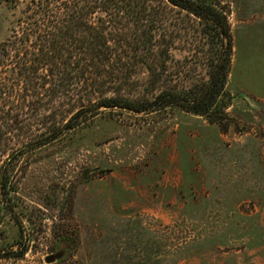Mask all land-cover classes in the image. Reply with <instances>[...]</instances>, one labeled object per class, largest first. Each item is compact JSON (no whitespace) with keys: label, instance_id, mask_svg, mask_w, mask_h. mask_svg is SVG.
<instances>
[{"label":"rangeland","instance_id":"obj_1","mask_svg":"<svg viewBox=\"0 0 264 264\" xmlns=\"http://www.w3.org/2000/svg\"><path fill=\"white\" fill-rule=\"evenodd\" d=\"M222 2L225 127L175 107H112L32 145L49 110L1 94L0 264H264V0ZM21 8L0 0V42ZM170 15L165 77L205 80L214 44L193 16ZM143 76L126 96H150Z\"/></svg>","mask_w":264,"mask_h":264},{"label":"trees","instance_id":"obj_2","mask_svg":"<svg viewBox=\"0 0 264 264\" xmlns=\"http://www.w3.org/2000/svg\"><path fill=\"white\" fill-rule=\"evenodd\" d=\"M2 1L12 8L22 3L23 8L0 42V65L12 84H0V97L11 90L14 106L49 110L48 133L29 144L48 143L112 107L135 112L175 107L225 127L230 95L224 83L232 41L222 0ZM175 8L197 19L215 48L207 78L190 86L176 87L165 77L170 55L163 37ZM138 73H144L149 97L124 93L135 85ZM20 82L22 86L13 87Z\"/></svg>","mask_w":264,"mask_h":264},{"label":"water","instance_id":"obj_3","mask_svg":"<svg viewBox=\"0 0 264 264\" xmlns=\"http://www.w3.org/2000/svg\"><path fill=\"white\" fill-rule=\"evenodd\" d=\"M57 256H58V254H51V255H48L47 257H45V260L47 262H50V261H53Z\"/></svg>","mask_w":264,"mask_h":264}]
</instances>
